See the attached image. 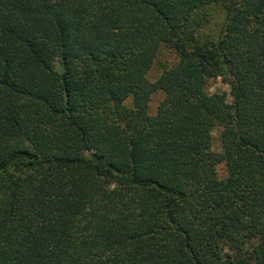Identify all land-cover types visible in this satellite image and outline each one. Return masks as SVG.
<instances>
[{
  "label": "trees",
  "instance_id": "obj_1",
  "mask_svg": "<svg viewBox=\"0 0 264 264\" xmlns=\"http://www.w3.org/2000/svg\"><path fill=\"white\" fill-rule=\"evenodd\" d=\"M0 264H264V0H0Z\"/></svg>",
  "mask_w": 264,
  "mask_h": 264
},
{
  "label": "rangeland",
  "instance_id": "obj_2",
  "mask_svg": "<svg viewBox=\"0 0 264 264\" xmlns=\"http://www.w3.org/2000/svg\"><path fill=\"white\" fill-rule=\"evenodd\" d=\"M219 7H215L214 9H211V13H213V18L210 20V22L206 25L205 29L207 32L216 34L218 33L220 26L222 25V19H223V13L218 12ZM221 11V10H220ZM218 12V13H217ZM177 61L176 53L169 48H162L161 51L158 53L157 57L155 58V61L150 68L148 72V78L150 80H154L158 77V75L165 69L171 67L175 62ZM207 91L209 93L212 92H225L227 95V100H231V96L229 94V87L227 84H225L220 77H217L215 79H211L209 81V84L207 86ZM163 98L162 92H156L152 94L151 99L149 101V112L151 114H154L156 112L157 106L159 102ZM219 131L220 128L216 127L212 131L213 140H212V147L214 150L220 149V142H219ZM219 174H223L224 172V166L223 164H219L217 166Z\"/></svg>",
  "mask_w": 264,
  "mask_h": 264
}]
</instances>
